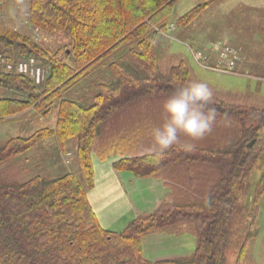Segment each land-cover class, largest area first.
Returning <instances> with one entry per match:
<instances>
[{
  "label": "trees",
  "instance_id": "1",
  "mask_svg": "<svg viewBox=\"0 0 264 264\" xmlns=\"http://www.w3.org/2000/svg\"><path fill=\"white\" fill-rule=\"evenodd\" d=\"M177 1L28 0L30 23L65 35L63 51L0 28L5 52L37 57L49 68L39 85L0 74V86L26 94L0 97V119L31 108L47 116L57 105L54 127L13 136L0 146V264H225L233 214L264 150V105L213 94L219 115L211 133L199 141L182 136L163 154L152 150L150 130L162 122L164 100L192 80L183 61L162 70L157 50ZM212 2L194 6L176 24L189 26ZM93 76L89 99L62 97ZM52 136L60 145L73 142L80 181L72 172L26 180L2 174V166ZM115 153L121 156L113 163L116 170L160 178L169 190L153 212L137 216L121 232L101 226L87 197L94 186L93 154L105 159ZM183 229L196 237L192 255L156 261L143 256L144 236ZM250 235L236 264H242Z\"/></svg>",
  "mask_w": 264,
  "mask_h": 264
},
{
  "label": "rangeland",
  "instance_id": "2",
  "mask_svg": "<svg viewBox=\"0 0 264 264\" xmlns=\"http://www.w3.org/2000/svg\"><path fill=\"white\" fill-rule=\"evenodd\" d=\"M204 1L178 0L175 4L169 23L175 24L174 30L166 34L161 33L157 40L162 70L166 71L172 64L182 60L191 71V82H206L213 94L231 98H226L228 101L243 100L249 104L264 105V78L258 77L264 76V72L255 74L254 71L247 69L249 74H237L208 69L197 64L192 55V50L205 48L209 51L211 49L207 43L209 39L231 44L229 37L237 33L248 38V42L246 41L243 46L245 51L264 55V0H213L189 26L176 24L177 18ZM28 9V0H4L0 28L14 29L30 36L46 50H65L69 41L67 37L54 32L45 33L34 27L29 21ZM4 50L5 48L0 45V53L8 58L16 61L25 59L19 56L17 51ZM34 58L47 76L48 66L37 57ZM93 78L94 76L81 79L71 89L63 91L62 97L75 100L89 99L94 92V88L90 86ZM0 97L25 98L26 94L0 86ZM56 118L55 104L47 116L40 110L31 108L18 115L0 119V146L13 136H28L42 127H54ZM261 134L264 136V132ZM1 172L4 176L20 180L29 179L37 174L56 177L72 172L77 180H81L73 142L68 141L60 145L55 136L37 143L24 155L8 162L1 167ZM260 191L263 192L257 197ZM249 233L250 241L242 264H264V150L249 173L245 193L233 214L225 264H236L240 248Z\"/></svg>",
  "mask_w": 264,
  "mask_h": 264
},
{
  "label": "crops",
  "instance_id": "3",
  "mask_svg": "<svg viewBox=\"0 0 264 264\" xmlns=\"http://www.w3.org/2000/svg\"><path fill=\"white\" fill-rule=\"evenodd\" d=\"M246 41L248 42V38L239 36L238 33L229 37L231 44L226 45L241 48L242 51L235 69L227 73L249 74L247 69L255 74L264 72V55L245 51L243 46ZM207 43L211 48L209 51L205 48L197 51L191 49L193 58L195 53L202 52L209 58L213 67L208 69L221 71L218 69L222 67L219 62V46L224 44L220 40L211 39ZM195 62L197 63L196 60ZM258 77L264 78L261 75ZM119 158L116 153L105 159L93 154L94 186L87 192L88 200L101 226L112 232H121L137 216L153 212L169 192L160 178H138L131 172L116 170L113 163ZM195 248L196 237L187 229L178 233L155 231L144 236L142 240L143 256L150 261L187 257L194 253Z\"/></svg>",
  "mask_w": 264,
  "mask_h": 264
},
{
  "label": "clouds",
  "instance_id": "4",
  "mask_svg": "<svg viewBox=\"0 0 264 264\" xmlns=\"http://www.w3.org/2000/svg\"><path fill=\"white\" fill-rule=\"evenodd\" d=\"M212 102L213 91L206 82L193 81L178 86L162 104V122L150 130L152 150L163 154L179 145L182 136L191 141L206 137L219 115ZM190 147L185 146V150Z\"/></svg>",
  "mask_w": 264,
  "mask_h": 264
},
{
  "label": "built area",
  "instance_id": "5",
  "mask_svg": "<svg viewBox=\"0 0 264 264\" xmlns=\"http://www.w3.org/2000/svg\"><path fill=\"white\" fill-rule=\"evenodd\" d=\"M3 7V1L0 0V15ZM175 24L171 23L166 33L173 31ZM163 33V34H166ZM197 63L206 68H213L209 63V58L202 52H197L194 55ZM241 59V48H235L230 45L219 46V62L222 67L218 69L225 72H231L235 69L236 63ZM216 68V67H215ZM15 74L31 79L36 85L42 83L45 79V71L36 62L34 57L23 60H12L0 53V74Z\"/></svg>",
  "mask_w": 264,
  "mask_h": 264
}]
</instances>
